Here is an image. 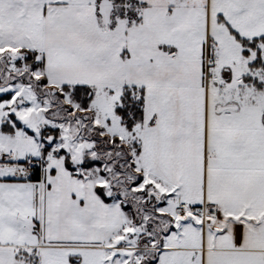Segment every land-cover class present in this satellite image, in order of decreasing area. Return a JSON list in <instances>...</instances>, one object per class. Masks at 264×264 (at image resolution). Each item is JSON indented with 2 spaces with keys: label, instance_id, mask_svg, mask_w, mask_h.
Returning a JSON list of instances; mask_svg holds the SVG:
<instances>
[{
  "label": "snow or ice",
  "instance_id": "snow-or-ice-1",
  "mask_svg": "<svg viewBox=\"0 0 264 264\" xmlns=\"http://www.w3.org/2000/svg\"><path fill=\"white\" fill-rule=\"evenodd\" d=\"M0 264H264V0H0Z\"/></svg>",
  "mask_w": 264,
  "mask_h": 264
}]
</instances>
